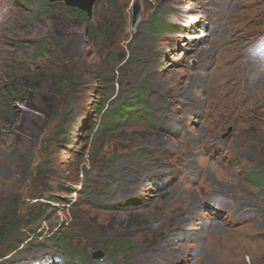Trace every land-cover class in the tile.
Wrapping results in <instances>:
<instances>
[{"label": "rangeland", "instance_id": "obj_1", "mask_svg": "<svg viewBox=\"0 0 264 264\" xmlns=\"http://www.w3.org/2000/svg\"><path fill=\"white\" fill-rule=\"evenodd\" d=\"M166 2L0 0V221L40 216L0 263L264 264L262 70L213 71L240 14L264 41V0Z\"/></svg>", "mask_w": 264, "mask_h": 264}, {"label": "bare ground", "instance_id": "obj_2", "mask_svg": "<svg viewBox=\"0 0 264 264\" xmlns=\"http://www.w3.org/2000/svg\"><path fill=\"white\" fill-rule=\"evenodd\" d=\"M135 2L139 3V0H135ZM217 3H219V2L217 1ZM169 6H170V2H169V0H167V2L165 3V7L166 8H169ZM193 22H195V23H192L193 25L190 27V30L191 29H195V27H198L199 22L198 21H193ZM230 24L231 25H229V26L232 29H231V33H230V36H229V40H230L231 43H230L229 46H225L222 49L223 50V54H222V58L221 59H222L223 62L222 63H218V64H216L213 67L214 74H216V73L218 74L219 73L218 75L220 77H221V75H224L225 76V72H223L225 69L232 70V69H234V68H236L238 66H241V64L243 62L248 63V64L249 63H254L255 66H252L250 64V68H253L252 70H256L257 67H260V68H258V70L260 69V70H262V72L259 70L260 71L259 73L254 74L253 77H252V81H256V80L260 79L261 82H264V44L261 45V46H259V47L254 46V48H249L247 50H244L245 45H244V41L243 40L246 39V37L249 34H251V31H249L246 28L245 16L242 15V14H240V16L238 17V19H236L235 21H232ZM226 30H227V27H224L216 35H213L214 38L215 37H218L220 39L219 45H218L219 47H220V44L224 40V36H225ZM204 36L206 37V34H204ZM193 38H196V37L194 36ZM185 45L187 46L188 43H186ZM205 53H206L205 51L204 52H200L199 58L200 57H203V55ZM229 54H232V55L228 59H226L225 56H227ZM200 60H204V58H201ZM194 63L196 64V61H194ZM213 65H214V63H211L210 62V68ZM195 66H196V67H194L195 69H200L199 65H195ZM202 66L204 67L205 64L202 65ZM208 66L209 65H207V67ZM207 67L203 68L205 70L204 72H206V73H203L202 72L203 74H198V75H196V77L197 78H201V77L208 76L209 73L207 72L208 71L207 70ZM171 84L175 85L176 84V81L172 82ZM256 92H257V90L256 91H253V93H256ZM261 98H264V97H261ZM262 101L264 102V100H262ZM208 118H209V114L207 112H203V120H206ZM214 144H215L214 142H207L203 146V154H207L206 148L207 147H210V146H214ZM222 152H225V150H222ZM217 218H219V216H217ZM216 220H219V219H215V221ZM247 225H249V224H247ZM218 230H219V228H218ZM218 230H215V232H218Z\"/></svg>", "mask_w": 264, "mask_h": 264}, {"label": "trees", "instance_id": "obj_3", "mask_svg": "<svg viewBox=\"0 0 264 264\" xmlns=\"http://www.w3.org/2000/svg\"><path fill=\"white\" fill-rule=\"evenodd\" d=\"M111 2V1H110ZM113 4V3H112ZM114 5L115 4H113V6L111 5V7L113 8L114 7ZM68 12H75L76 14H78L79 16H82V17H84V14H83V12H80V11H78V10H74V9H70V10H68ZM127 105H132V104H123V106L122 107H124L123 109H126L127 107H131V106H127ZM29 213H31V215L29 214ZM35 215V212L34 211H31L30 212V210H28V211H26L24 214H23V216L20 218V216H18V218H15V219H13L12 221H11V224L8 226V227H6L5 225H3L2 223H1V221H0V243H4V242H7L8 243V245H10V248H7V247H5L2 251L0 250V259H2V258H4L6 255H5V252L6 251H10L11 250V246H12V248L13 247H15L16 249H17V247H18V245H19V243H20V241L22 240V238H21V236L20 235H13L12 236V234L16 231V229L17 228H19L20 226H23V225H25L26 224V220L30 217V218H32V220L31 221H33V222H35V221H37V220H39V217L40 216H34ZM6 218H7V216H5ZM4 217V218H5ZM34 217V218H33ZM4 220H6V219H4ZM12 224H14V225H12ZM56 234L57 233H55V232H52V231H50L49 232V239H50V241L52 242V243H56V242H58L61 238V236H60V234H58V236H56ZM52 237V238H51ZM62 237H63V235H62ZM18 244V245H17ZM55 245V244H54ZM56 245L58 246V247H60V245L59 244H57L56 243ZM15 249V250H16ZM0 264H2V263H0ZM76 264V263H75Z\"/></svg>", "mask_w": 264, "mask_h": 264}, {"label": "water", "instance_id": "obj_4", "mask_svg": "<svg viewBox=\"0 0 264 264\" xmlns=\"http://www.w3.org/2000/svg\"><path fill=\"white\" fill-rule=\"evenodd\" d=\"M50 3L60 2L64 5V7L69 9H75L80 12L86 14L87 18H91L92 9L97 0H47ZM139 5L137 2L132 7V23H134L137 13H138ZM117 60H121L123 58L122 54H117ZM103 257L99 251L92 253V259L100 260Z\"/></svg>", "mask_w": 264, "mask_h": 264}]
</instances>
